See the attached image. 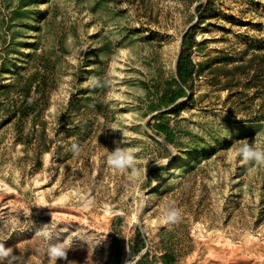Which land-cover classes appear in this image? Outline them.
I'll return each mask as SVG.
<instances>
[{
    "label": "rangeland",
    "instance_id": "374dc122",
    "mask_svg": "<svg viewBox=\"0 0 264 264\" xmlns=\"http://www.w3.org/2000/svg\"><path fill=\"white\" fill-rule=\"evenodd\" d=\"M122 139L135 175L106 163ZM242 139L264 149V0H0V242L18 264H49L51 221L83 239L57 264H264V166Z\"/></svg>",
    "mask_w": 264,
    "mask_h": 264
},
{
    "label": "clouds",
    "instance_id": "9594fccd",
    "mask_svg": "<svg viewBox=\"0 0 264 264\" xmlns=\"http://www.w3.org/2000/svg\"><path fill=\"white\" fill-rule=\"evenodd\" d=\"M88 86H98L96 78H91ZM112 130H117L110 127ZM115 147L107 156L106 163L109 167L118 171L131 170L132 174H136V157L132 151L124 146V141H114ZM74 153H79V147L76 144L72 145ZM235 155L245 163H254L264 166V149L256 146V142L249 143L247 139H242L234 142L232 147ZM182 213L178 206L174 203H169L164 208L162 224L172 226L180 223ZM35 236L41 240L44 245L43 252L48 257L49 264H57L58 261L67 260V253L73 247L77 239H81L75 231H70L69 228L58 230L53 221L49 224L40 226L35 232ZM127 251V249H126ZM18 257L15 255L13 247H6L3 242H0V264H18ZM136 259H131L127 254L124 264H136Z\"/></svg>",
    "mask_w": 264,
    "mask_h": 264
},
{
    "label": "bare ground",
    "instance_id": "6f19581e",
    "mask_svg": "<svg viewBox=\"0 0 264 264\" xmlns=\"http://www.w3.org/2000/svg\"><path fill=\"white\" fill-rule=\"evenodd\" d=\"M185 158H183V160H184ZM157 187V184L156 183H154V188H156ZM107 211V210H106Z\"/></svg>",
    "mask_w": 264,
    "mask_h": 264
}]
</instances>
